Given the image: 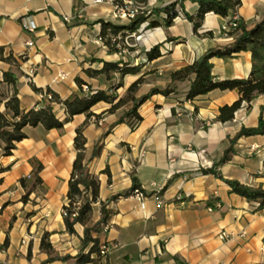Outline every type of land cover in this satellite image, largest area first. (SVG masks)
I'll list each match as a JSON object with an SVG mask.
<instances>
[{"label":"crops","instance_id":"obj_1","mask_svg":"<svg viewBox=\"0 0 264 264\" xmlns=\"http://www.w3.org/2000/svg\"><path fill=\"white\" fill-rule=\"evenodd\" d=\"M174 1L0 0V50L4 58L12 55L20 65L17 90L22 109L42 106L41 94L50 91L60 99L53 104L55 114L66 119L63 102L74 94H88V87L80 88L77 78L93 90L107 89L110 84L86 75L87 69L103 67L94 59L142 66L140 75L123 79L124 87L116 93L123 97L144 74L140 92L165 88L172 72L191 65L211 48L233 43L230 31H224L233 16L209 13L195 33L193 24L179 15L170 28L147 29V23L143 24L140 39L137 33L128 53H108L100 40V21L123 24L113 21L117 9L150 12ZM240 1L236 15L253 28L264 18V0ZM184 7L190 15L198 10L191 0ZM22 20L33 21L36 30H26ZM157 45L162 56L149 62L146 52ZM212 64L217 80L246 79L252 55L242 52L234 59H213ZM12 69L11 63L0 58V93L5 99L14 93L13 86L3 82L4 74ZM60 75L66 77L60 79ZM95 80H100L98 85L91 83ZM189 86L190 82H184L177 94L152 97L140 108L143 121L133 130L127 123L113 128L101 155L90 162L91 173L100 181V201L129 190L134 177L144 191L141 200L133 194L110 205L114 214L101 240L108 254L96 264H260L264 260V210L257 211L258 204L232 194L223 180L202 173L222 158L229 140L242 127L258 126L261 114L264 119V96L249 108L242 106L232 121L222 123L217 119L220 109L238 101L239 93L215 90L187 101ZM110 108L99 103L92 111L99 115ZM120 110L106 113L99 122L92 118L86 125L88 160L95 144L122 115ZM1 111H5L4 104ZM86 120V115H77L62 130L27 127V138L12 155L4 156L0 148V169L8 168L0 173V246L7 243L0 251V264H76L75 260L48 263L41 243L49 234L60 256L75 257L82 248L84 227L78 224L76 235L68 233L63 209L77 157L76 129ZM234 149L231 161L217 171L226 180L264 188V136L244 137ZM39 164L42 184L28 193L32 179L27 178ZM24 179L27 187L21 183ZM93 210L92 220L97 222L101 204H94ZM222 233L226 234L223 239Z\"/></svg>","mask_w":264,"mask_h":264},{"label":"trees","instance_id":"obj_2","mask_svg":"<svg viewBox=\"0 0 264 264\" xmlns=\"http://www.w3.org/2000/svg\"><path fill=\"white\" fill-rule=\"evenodd\" d=\"M186 1L188 0H177L163 8L153 9L150 12H143L133 20L123 24L111 21H100V38L108 48V53L114 54L121 52L119 47L120 41L117 39L118 36L121 35L124 38H133L145 23H147V29L158 27L170 28L174 20L182 12L184 19H187L193 24L194 32L197 33L202 27L207 14L214 13L225 18L235 16L242 5L240 0H191L198 4V10L195 15H190L185 12L184 2ZM229 23H231V20ZM228 35L234 37L233 43L209 49L191 65L172 72L170 74V82L165 88L155 87L143 95H138V93L145 82L144 76H146V74L140 76L139 79L127 89L124 97H119V95L116 94L120 88L124 87L123 79L125 76H137L141 74V65L133 66L131 63H127L123 60L99 61L94 59L92 61L93 63L99 62L103 64V67L100 70L87 69L85 71L86 75L89 78H101V80L108 81L110 84L107 89L100 88L93 90L85 81L77 78L76 81L80 88L86 85L89 89V93L87 95L74 94L63 102L68 114V117L64 120H60L54 112L53 104L60 102L59 97L54 94H52L54 98L53 102L48 103L43 101L44 104L42 106L28 111L22 109L17 90L20 65L12 55L4 58L3 50H0V58L13 65V69L4 74L3 82L14 88V93L9 99H5L0 93V148H2L4 156L12 155L17 144L27 138L24 131L27 127L36 128L42 126L46 131L53 129L62 130L75 116L86 115L87 117L86 122L76 129L74 147L77 152V157L74 161L72 176L69 181L68 202L63 209L64 222L68 233L76 235L75 226L78 224L84 227L83 237L81 239L82 248L75 257L71 255H57L50 243V235L45 234L42 239L41 249L49 255L48 263L75 260L76 264H96L104 258V256L101 255V249L106 246V243H101V240L114 214L110 205L122 198H127L136 194V191L142 193L144 191L141 189L138 179L134 177L133 185L129 190L119 193L106 201H100V181L97 176L91 173L89 164L92 160L101 155L105 139L113 128L120 124L127 123L133 130L143 121L139 112L140 108L152 97L156 95L169 97L172 94H177L178 85L184 82H190L189 90L185 94V99L187 101H194L215 90L237 91L240 95V99L232 105L222 107L217 118L219 122L227 123L235 118V114L242 106L247 105L249 108L257 97L264 96V18L253 28H248L247 24L240 19L237 22V27L231 30ZM242 52H250L252 55V70L249 77L246 79L217 80L212 72V60L234 59ZM161 56V45H157L146 52V58L149 62L157 60ZM116 78H118V80L113 81ZM34 90L36 92H41L37 88H34ZM48 93L51 92L48 91ZM99 103L109 104L111 108L97 115L92 110ZM3 104L5 105V111H1V106ZM126 107V111L110 126L109 131L95 144L91 157L88 160L86 157L87 139L84 135V130L88 122L92 118H96L97 122H99L106 113L114 114L118 110ZM263 111L264 105L262 106V112ZM253 136H264V119L262 114L258 126L251 128L242 127L240 131L229 140V146L225 149L222 158L215 163L214 167L204 169L202 173L205 175L211 174L223 180L230 187L232 194L241 196L250 203L258 204L256 210L261 211L264 210L263 187L253 188L243 185L236 180H226L217 171L218 167L231 161L235 154L234 146L240 139ZM42 169V165H37L34 174L27 178L32 179L28 186V193L33 192L42 184V179L39 176ZM7 171L8 168L0 169V173ZM27 179L21 181L24 187H27ZM96 203L101 204V216L97 222H93V206ZM208 205L213 206L211 202H209ZM6 247L7 243L0 246V251Z\"/></svg>","mask_w":264,"mask_h":264},{"label":"built area","instance_id":"obj_3","mask_svg":"<svg viewBox=\"0 0 264 264\" xmlns=\"http://www.w3.org/2000/svg\"><path fill=\"white\" fill-rule=\"evenodd\" d=\"M142 13H143V11L140 9H132V8H128V7H122L120 9H118V12H117L115 18L129 22ZM180 16L182 18H184L182 13H180ZM239 20L240 19L237 15L233 16L231 18V23H228V25L224 28V31L228 32V31L235 29L237 27V22ZM22 23H23V26L26 30L31 31V32H34L36 30V24L33 21L22 20ZM138 39H140V37ZM100 40L102 41L101 38H100ZM0 56H1V54H0ZM32 75H33V73L30 72L29 76L32 77ZM65 77H66V75H60L59 76L60 79H64ZM41 99L45 102H48V103L54 101L52 93H48V92L41 94ZM135 195L138 198H140V200L143 199V193L142 192L136 191ZM159 204H161V203H159ZM107 230H108V227L106 228L105 231H107ZM225 236H226V234L222 233L220 237H221V239H223ZM107 254H108V247L105 246L101 249V255L105 257V256H107ZM260 264H264V260Z\"/></svg>","mask_w":264,"mask_h":264},{"label":"rangeland","instance_id":"obj_4","mask_svg":"<svg viewBox=\"0 0 264 264\" xmlns=\"http://www.w3.org/2000/svg\"><path fill=\"white\" fill-rule=\"evenodd\" d=\"M118 6H119V4H118ZM117 11H118V9H117ZM113 21H115V22H121V21H123V20H120V19H118V18H115ZM127 21H123V22H121V23H126ZM141 34V33H140ZM140 34L138 33V35H137V37H136V39H138L139 37H140ZM135 36L136 35H134L133 37L134 38H131V37H126V38H124V37H122L121 35H119L118 36V41H120V43H119V47H120V49L121 50H125L127 53L130 51V49H131V47H133V45L135 44ZM114 41V40H113ZM103 42V41H102ZM151 79L152 78H150V80L149 81H151ZM98 82H100V80H95L94 82H91L92 84H97L98 85ZM149 88H145L143 91H141V92H139L138 93V95H141L142 93H145L147 90H148ZM86 92H88L89 93V90L87 89L86 90ZM126 94V93H125ZM125 94H124V96H125ZM123 96V97H124ZM126 109H127V107L126 108H122L121 110H120V114H123L125 111H126ZM96 120V118H94V121ZM100 121V120H99Z\"/></svg>","mask_w":264,"mask_h":264}]
</instances>
